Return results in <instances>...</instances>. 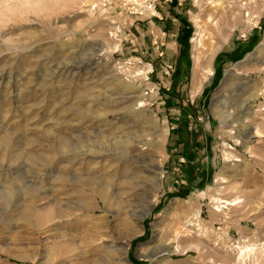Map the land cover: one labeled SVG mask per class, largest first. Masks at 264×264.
Instances as JSON below:
<instances>
[{
  "label": "rangeland",
  "instance_id": "rangeland-1",
  "mask_svg": "<svg viewBox=\"0 0 264 264\" xmlns=\"http://www.w3.org/2000/svg\"><path fill=\"white\" fill-rule=\"evenodd\" d=\"M109 262L264 264V0H0V264Z\"/></svg>",
  "mask_w": 264,
  "mask_h": 264
},
{
  "label": "built area",
  "instance_id": "built-area-1",
  "mask_svg": "<svg viewBox=\"0 0 264 264\" xmlns=\"http://www.w3.org/2000/svg\"><path fill=\"white\" fill-rule=\"evenodd\" d=\"M140 7H141L140 11L136 12V15H142V13L144 12H151V13H154L152 14L154 18H158V15H156L157 13L156 7L152 3L146 2L143 4V6H140ZM154 47L156 51L158 52V57H162L163 53L159 52L161 47L157 44V42L154 43ZM126 65L128 66L127 71L130 73L131 78H133L134 80L141 81L143 83L150 82L151 76L154 73V69H155L150 62H144L139 58H131L128 60ZM173 72L174 70L171 64L167 62L163 63V65L161 66V73H160L161 81L159 82L162 83L163 79H168V78L170 79ZM154 90L155 88L146 89L145 94L146 95L153 94L155 92ZM156 90H159V89L156 88Z\"/></svg>",
  "mask_w": 264,
  "mask_h": 264
},
{
  "label": "crops",
  "instance_id": "crops-1",
  "mask_svg": "<svg viewBox=\"0 0 264 264\" xmlns=\"http://www.w3.org/2000/svg\"><path fill=\"white\" fill-rule=\"evenodd\" d=\"M162 16H165L164 17L165 21H166L165 23L174 21L172 19V17L170 16V14H168V15L165 14V15H162ZM158 18L157 19L160 20L161 17L158 16ZM158 20L154 19L153 22L154 23H158L159 22ZM172 24H174V23H172ZM153 29H155L154 33L164 37V38L162 37L163 38L162 39V45L164 46V50L163 49L162 50L166 54V57L169 60H171L173 63H175V64L178 63L180 61V57H181L182 52H184V47L179 45L177 39L175 40L174 36L175 37L176 36L177 37L183 36V31L181 29H177V31H175L174 29L167 28L164 25L161 28L158 27V28H153ZM148 39H149V43H148L147 47L144 48V49H146L144 51H146L147 54H149L151 52V57L152 58H156V53L153 50V47H152V45L150 43V39H152V36L150 34L148 35ZM152 51L154 52V56L152 55ZM141 52H142V50H141ZM148 57H150V56H148ZM148 57L146 59H148ZM138 58L141 59V56L140 57L138 56ZM148 60H150V59H148Z\"/></svg>",
  "mask_w": 264,
  "mask_h": 264
},
{
  "label": "bare ground",
  "instance_id": "bare-ground-1",
  "mask_svg": "<svg viewBox=\"0 0 264 264\" xmlns=\"http://www.w3.org/2000/svg\"><path fill=\"white\" fill-rule=\"evenodd\" d=\"M193 41H195V39L193 40ZM199 43V42H198ZM200 45V44H199ZM106 55V54H105ZM206 61V60H205ZM205 63V62H204ZM205 65V64H204ZM209 75H212V72L209 70ZM194 76H195V74H194ZM209 77V76H208ZM140 106H142V103L140 102L139 103V107ZM239 123H243V121H238ZM256 132V131H255ZM221 204H225V203H228V202H226V201H221L220 202ZM230 203V202H229ZM233 204V203H232ZM232 204H230V205H232ZM227 205V204H226ZM58 210H59V208H58ZM58 213V212H57ZM92 217V216H91ZM90 217V218H91ZM143 217H141L140 218V221H141V219H142ZM127 235L129 236V237H131V236H133L134 235V233H135V230H134V228H133V226L131 225V224H127ZM176 251H178V247L177 246H175V247H173V250L171 251V252H169V250L168 249H166V250H164V252L165 253H174V252H176ZM109 264H111V262H109Z\"/></svg>",
  "mask_w": 264,
  "mask_h": 264
}]
</instances>
